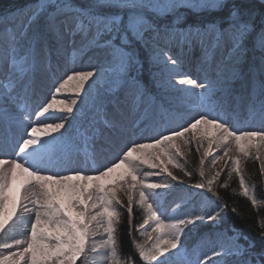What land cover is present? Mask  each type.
Wrapping results in <instances>:
<instances>
[{
  "label": "snow or ice",
  "instance_id": "snow-or-ice-1",
  "mask_svg": "<svg viewBox=\"0 0 264 264\" xmlns=\"http://www.w3.org/2000/svg\"><path fill=\"white\" fill-rule=\"evenodd\" d=\"M260 4L264 6V0ZM204 13L214 15L189 21V16ZM69 36L74 46L79 38V51L98 53L102 64L73 71L54 86L50 100L33 105L36 78L49 70L45 61L53 41L62 44ZM197 44L202 79L183 72V50ZM146 65L149 81L143 79ZM70 81L76 82L77 98L58 101ZM237 81L246 95L236 94ZM150 85L175 93L190 115L178 127H162L161 121L157 127L162 130L141 142L126 134L123 114L108 108L122 92L125 102L155 114L160 97H152ZM161 107L178 111L170 102ZM241 108L243 123L258 120L261 130L238 127L233 114ZM89 112L94 113L92 119L87 118ZM193 148L200 154L201 177L193 187L212 194L210 205L202 214L161 219L158 190L170 188L168 181L183 182L169 165L190 178L192 173L179 161L185 158L186 164ZM261 149L264 7L257 17L251 0H34L0 15V233L10 222L27 233L0 244V264H77L89 250L99 248L105 252L98 264H166L168 253L192 257L194 253L182 247L186 230L190 233L200 225L220 230L230 211L215 187L228 186L227 179L220 182L224 167L206 176L205 158L219 152L211 160L213 168L231 160L229 179L232 173L239 176L243 194L255 207L242 163L253 153L260 159ZM81 150L94 161L109 152L114 159L91 169L71 167L72 154ZM260 169L264 174V160ZM161 175L164 181L149 180ZM134 207L144 213L136 230L148 225L151 231L141 234L153 240V233H159V238L150 246L135 242L130 256L121 259V210L127 213L132 235ZM100 235L104 238L97 241ZM259 235L258 247L242 232L209 234L210 256H196L187 264H264V227Z\"/></svg>",
  "mask_w": 264,
  "mask_h": 264
},
{
  "label": "trees",
  "instance_id": "trees-1",
  "mask_svg": "<svg viewBox=\"0 0 264 264\" xmlns=\"http://www.w3.org/2000/svg\"><path fill=\"white\" fill-rule=\"evenodd\" d=\"M34 0H0V15H9L14 13L17 9H23L30 6ZM77 2H81V0H77ZM251 2L255 5V14L259 17L260 10L262 7L259 0H251ZM212 15L204 13L199 16H189V21L192 19H211ZM79 38L75 39L72 45L71 51L69 55L71 56L69 61L70 65L75 61L76 57H80L79 51ZM176 52H180V48H175ZM201 50L199 52V47L195 46L192 51H184L185 54V65L183 68V72L191 75L193 78H203L204 72L199 62V54H201ZM74 54H77L74 56ZM218 58V57H217ZM97 65L92 63L82 64L80 71H88L93 70ZM53 77V76H51ZM143 79L145 81H149V75L146 70L144 73ZM73 93L76 96V82L73 81L70 85ZM87 87V85L85 86ZM152 90V97L155 99L159 96V99H156V109L155 114L152 118V127L155 131L162 130L157 127L161 121L162 127H178L180 124L184 123V121L188 118L190 113L186 111L188 108L187 104L181 103L177 95L175 93H167L163 89L154 87ZM183 87V86H180ZM234 89L236 94L238 95H246L247 90L242 88L241 82L237 81L234 84ZM62 96L60 93L57 97ZM72 100V99H71ZM165 102L172 103L173 109H178L168 112L165 111L161 105H164ZM79 107V105H77ZM234 119L239 120L240 123L238 127L242 130H251V131H259L262 128V125L257 120L254 123H251V118H249V122L244 124L245 111L241 108L236 113L233 114ZM168 120L170 124H164V121ZM251 124V127L247 126ZM164 125V126H163ZM207 140L204 141V147H207ZM203 152V148L201 149V153ZM219 154V152L211 153L207 158H205L204 170L206 176L212 174L214 171L220 169V167H224V170L221 172L220 182L223 183L226 179L228 180V186L226 188L216 187V191L219 192L220 201L226 202L229 207V214L227 219L224 222L223 228L220 230L215 229L211 225H200L197 228L193 229L192 232L188 233L186 230V234L182 236V247L183 249H187L189 252H194V257L202 256L206 253L200 252V246H202L205 242H207L206 237L209 236L210 232H213L215 235L219 231H224L227 233L232 232H242L249 239L256 241L257 246L260 245V231L261 228L264 227V174L261 173L260 169V161L264 160V149L260 151V159H256L255 153L250 155L248 159L243 161L242 163V174L245 179V183L250 189V195L254 196L257 200V204L255 207L252 205L249 197L243 194V191L240 188L239 176L235 173H232L231 178L228 177V171L231 167V160L228 161L227 166L223 165V162H220L216 168H213L211 165V160L215 155ZM199 155L195 152V149L187 155V163L185 164V158L180 159V163L184 164L185 169L188 172L192 173V176L186 177L184 176L183 171L179 168H172L169 165L170 170L177 176H180L183 182L179 181H168L171 184V187L164 190H158L162 192L161 203L163 204L161 219L171 220L177 216L188 214V215H197L202 214V212L210 205L209 197L212 196L206 189H196L193 187L194 184L200 182L201 177L199 176ZM147 170V169H146ZM150 181L153 182H161L165 180V176L161 175L159 177H150ZM214 200L215 197H212ZM214 207V204L211 205ZM236 208L237 213H232L231 209ZM121 224L118 227L117 237H118V251L120 253L121 259H126L130 256V254L134 251V243H144L146 245H151L155 242L156 239L159 238V233H153V240H149L146 235H142L146 231H151V228L148 225H145L143 228L136 230L137 225L143 223L144 213L143 210L134 207L133 212V230L132 235H129V226L127 224V213L124 210H121ZM152 222L150 221L149 224ZM104 237L102 235L95 237L97 241L102 240ZM91 243V242H90ZM243 243V241H241ZM212 245H209L208 250L211 252ZM105 249L99 248L97 252L88 251L85 256L81 257L80 260L77 261V264H98L99 259L103 256ZM209 254V253H208ZM169 257L167 260L168 263L172 264L175 260L182 261L185 260L186 257L178 254L177 256H172L171 253L166 254ZM138 259V258H137ZM163 259V258H162ZM183 262V263H185ZM138 264H142V262L138 261Z\"/></svg>",
  "mask_w": 264,
  "mask_h": 264
},
{
  "label": "rangeland",
  "instance_id": "rangeland-1",
  "mask_svg": "<svg viewBox=\"0 0 264 264\" xmlns=\"http://www.w3.org/2000/svg\"><path fill=\"white\" fill-rule=\"evenodd\" d=\"M73 43H74V40L71 36L66 38L62 44H56L53 41V47L50 49L49 53L47 54V59L45 61V68L49 70L37 76L36 78L37 82H35V85L38 83V85L41 86V88L49 90L50 88H53L54 85L58 86V84L62 82L63 79H65L66 76L71 74L73 71H80L82 64L92 63V62H94L97 66L102 64L103 62L102 57L98 53L94 51H90V50H85L84 52H80L81 58L76 59L75 63L74 62L72 63L71 65L72 67H69L68 56H69V52L71 51V46L73 45ZM196 46L199 47L198 44ZM185 50L188 51L189 49L185 48L183 51ZM200 50L201 49L199 47V52ZM189 51H192V50H189ZM201 55L202 53L199 54L200 57ZM51 66L53 67L52 70H51ZM55 72L57 74L59 72L58 74L59 77H57L58 79H61L59 82H57L58 79H53L49 76L50 74H54ZM72 82L73 81H70L65 86V88L62 90L61 92L62 96L57 97L58 101L67 100L70 102L71 99H76V96H74L75 94L73 93V90L69 86ZM33 90H35V87ZM44 91H40V92L43 94H48L47 92H44ZM118 97H119L118 100L114 98V102L111 105H109L108 110L112 113H117V112L122 113L124 123L126 126V134L130 136L132 139L139 140V141L143 140L145 138L144 136H146L147 129L149 128V124L146 125L142 123V125L140 124L136 125L135 123V119L140 115L142 107H137L134 109L135 107L134 106L133 108H131V105L128 104V102H125V100L121 102V98H122L121 93L118 94ZM51 98L52 96L48 98L47 96H43L42 100L45 102L46 100H50ZM57 108H59V103L57 104ZM56 114L61 115L62 113L57 112ZM93 115L94 113L89 112L87 113V118L92 119ZM79 123H83V120L78 122L77 127L79 126ZM73 135H75V130H73ZM80 152L72 154L71 159H72L73 164L71 165V167H75V168L77 167L76 166L78 163L77 160L79 161V158H81ZM3 158L10 159L11 156L9 155ZM111 159H114V154L109 152L106 155V157H101L99 160H96L95 163L97 167H99L101 164H104L107 162V160H111ZM85 163L87 165V162ZM84 168H88V167H84ZM18 216H19V211H18ZM16 219L17 218L14 217V220ZM26 234L27 233L23 229L22 225L18 224L16 227H12L11 222H10V226H8L4 232L0 233V244L10 243L18 238H25ZM209 234H212V233H209ZM212 235H215V234H212ZM209 245L211 244L207 241L202 246H200L201 252L204 253L206 249H208ZM190 259H194V258L190 257ZM166 264H169V263L166 262ZM172 264H182V263L175 261Z\"/></svg>",
  "mask_w": 264,
  "mask_h": 264
}]
</instances>
